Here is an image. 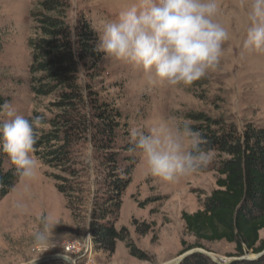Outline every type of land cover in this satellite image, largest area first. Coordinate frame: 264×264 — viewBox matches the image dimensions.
Instances as JSON below:
<instances>
[{"label": "rangeland", "instance_id": "obj_1", "mask_svg": "<svg viewBox=\"0 0 264 264\" xmlns=\"http://www.w3.org/2000/svg\"><path fill=\"white\" fill-rule=\"evenodd\" d=\"M37 2L0 0V98L10 102L25 118L33 111L46 113L44 108L48 104V99L34 100L28 84L27 41L32 34L31 14ZM69 2L70 25L82 14L93 30H99L104 21L114 19L131 0ZM218 2L216 19L229 32V39L222 45L218 66L190 85H152L141 69L103 54L99 64L101 77L94 82V90L112 101L121 114L117 132L121 138L124 133L128 135L120 138L119 145L130 141L132 127L147 128L161 119L175 125L187 122L185 116L192 112L221 119L238 130L246 123L264 127V52L246 51L241 47L248 27V0ZM4 119L0 117V121ZM85 156L91 165L90 150ZM32 157L35 159L33 154ZM134 157L131 183L123 193L115 227L128 231L133 247L143 254L141 258L131 256L125 242H117L112 254L95 248L86 228L73 223L64 208V200L50 176L54 172L35 159L34 177H20L10 193L0 200V264H32L55 256L68 257L73 264H86L83 260L73 261L63 250L66 242L84 240L92 243L87 264H165L179 257L182 242L186 246L195 242L185 233L181 213L201 210L205 199L216 189L218 176L211 159L194 174L175 182H163L149 174L139 153H134ZM10 163L8 157L4 168L9 169ZM42 216H47L54 227L47 242L37 245L33 236L41 228ZM141 225L148 229L143 235L135 231ZM260 238H264V231ZM201 245V250L223 260H229L234 250L233 245L225 242Z\"/></svg>", "mask_w": 264, "mask_h": 264}, {"label": "trees", "instance_id": "obj_2", "mask_svg": "<svg viewBox=\"0 0 264 264\" xmlns=\"http://www.w3.org/2000/svg\"><path fill=\"white\" fill-rule=\"evenodd\" d=\"M70 8L69 0H38L31 14L33 29L27 41L29 91L34 100L48 99L44 108L47 114L33 111L28 117L40 116L43 121L32 154L54 172L50 176L64 208L73 223L86 228L95 248L112 254L117 242H125L129 254L141 258L143 254L133 247L128 231L115 227L123 193L131 183L134 153L129 152L130 141L119 145V110L94 90L104 56L95 50L97 34L82 14L70 25ZM5 101L0 98V104ZM185 119L201 133L218 178L216 189L201 210L181 213L185 233L195 241L190 246L182 242L181 254L202 248V243L219 242L234 246L228 256L231 258H240L246 252L262 253L264 127L246 123L238 130L201 112L188 113ZM127 135L124 133L121 139ZM88 150L91 165L85 156ZM7 160V154L0 151V200L20 179L12 162L9 169L4 168ZM147 230L144 225L135 228L142 235ZM180 264L214 263L196 254ZM230 264H264V256Z\"/></svg>", "mask_w": 264, "mask_h": 264}, {"label": "clouds", "instance_id": "obj_3", "mask_svg": "<svg viewBox=\"0 0 264 264\" xmlns=\"http://www.w3.org/2000/svg\"><path fill=\"white\" fill-rule=\"evenodd\" d=\"M218 0H131L114 19L97 31L95 50L141 69L150 84L190 85L215 69L229 32L216 19ZM248 27L241 47L264 52V0H248ZM0 151L6 153L19 177L31 179L37 170L32 157L42 118L19 114L0 104ZM130 153L143 157L148 172L163 182L194 174L210 162L203 137L188 122L161 119L147 128L129 130ZM33 241L43 245L54 227L47 216Z\"/></svg>", "mask_w": 264, "mask_h": 264}, {"label": "water", "instance_id": "obj_4", "mask_svg": "<svg viewBox=\"0 0 264 264\" xmlns=\"http://www.w3.org/2000/svg\"><path fill=\"white\" fill-rule=\"evenodd\" d=\"M196 254L203 255L204 257H206L207 259L212 261L214 264H230L233 262L256 261V260L260 259L262 256H264V251L260 254H254L252 252H246L244 254V256H242L240 258H230L229 260H223V259H220V258L214 256V255H210L201 249H191V250H188L186 252H183L176 259H174L168 263H165V264H180L186 258L193 256V255H196ZM57 261H60V262L66 263V264H73V262L68 257H65V256L50 257V258H46V259H43L39 262H35L32 264H43V263H51V262H57Z\"/></svg>", "mask_w": 264, "mask_h": 264}, {"label": "built area", "instance_id": "obj_5", "mask_svg": "<svg viewBox=\"0 0 264 264\" xmlns=\"http://www.w3.org/2000/svg\"><path fill=\"white\" fill-rule=\"evenodd\" d=\"M92 243L90 240H84L83 242H66L63 244L64 252L70 257L74 258L73 261L83 260V263H90Z\"/></svg>", "mask_w": 264, "mask_h": 264}]
</instances>
